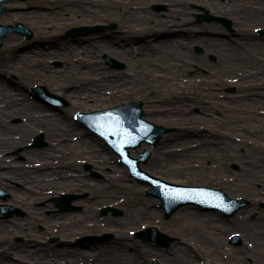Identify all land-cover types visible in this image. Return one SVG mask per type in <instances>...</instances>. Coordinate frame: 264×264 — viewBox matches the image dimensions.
I'll return each instance as SVG.
<instances>
[{"label": "rangeland", "instance_id": "1", "mask_svg": "<svg viewBox=\"0 0 264 264\" xmlns=\"http://www.w3.org/2000/svg\"><path fill=\"white\" fill-rule=\"evenodd\" d=\"M214 1L226 5L225 10L218 11L208 4L191 0H176L174 4L169 0H11L10 4H7L0 24L16 26L22 23L32 31V36L13 32L5 38L6 43L0 48V62H10L13 65L12 73H5L0 78V98L5 99L3 110H10L3 114L5 120L0 123V131L4 132L5 138L14 137L20 141L23 135L21 129L27 122L25 114L20 113L17 107L23 105L32 116L45 118L52 126H58L59 130L69 128L70 132H60L56 139L50 140L43 129H28L24 140L18 145L0 149L3 155L0 171L32 168L34 165L43 164L45 158L58 163L65 155L66 160L75 166L68 169L70 177L76 178L77 182L82 180L81 183L85 182L86 187L66 185L57 188L48 185L43 197L34 192L37 190L35 183L28 182L26 187L22 182L13 181V185L20 189V196L28 199L27 205H21L11 198L12 194L5 187L0 186V205L8 206V211L12 212L9 216H0V253L8 245L12 248L6 249L13 254L44 247L46 250L88 252L92 256L89 260L92 261L101 249L120 241L117 233L119 228L127 234L124 241L128 246L124 249L132 252L137 249L144 253L140 264H153L154 260L165 264L158 255L160 252L166 255L174 254L175 260L172 258V263L181 264L176 261V252L171 249L179 240L181 244H188L196 251L194 264H260V257L264 253V34L261 33L264 29V0ZM157 5L164 8L158 10L155 8ZM15 12H27L31 13V16L17 19L13 16ZM113 12L114 14H110ZM207 12L229 19L231 28L217 21H199L198 14ZM180 17H184L188 22L179 27H192L195 33L203 35L207 40L206 43L185 40L190 50L189 55L193 59H188L180 70L176 68L178 65H174L175 70L173 69L170 64L172 61L160 59L128 66L113 52H101L99 49L94 52V57L90 56L100 64V70L109 74L123 73V80H128L126 88L115 90L114 97L109 100L97 104L92 101L85 105L78 104L64 96L52 81L24 78L26 75H35L39 70L36 62L40 56L34 52L39 50L36 46L42 44L44 49H52L48 45V39L44 38L45 33L42 32L46 26L50 27L48 30L52 29L54 33H58L59 39L67 40L66 43L70 47L79 50L82 48L80 44L87 43L88 38L100 36L106 39L123 34L129 23H158ZM247 17L256 20L260 17V20L244 23L243 19L246 20ZM95 25L107 27L70 32L75 27ZM242 31L249 32V37L243 36ZM207 38L211 40L212 45L208 44ZM75 39L79 40V43L76 44ZM11 41L14 42L15 49L5 47ZM197 48H200V51ZM106 55L111 56L120 66L108 63ZM82 56L80 53L78 57ZM74 60L76 64L80 63L78 59ZM50 64L47 70L49 75L56 78L66 76L67 71L62 68L61 60L52 59ZM218 73L223 77H217ZM217 78H221V81H217ZM135 80L139 82L136 85ZM20 81H23V84H20ZM129 84L135 87L128 88ZM38 85L47 87L59 97V101L49 102L36 95L33 88ZM137 87L148 89V96H151L153 103L158 104L160 108L170 104L161 101L162 99L174 100L175 96L181 95L189 99V92L194 90L210 104V110L203 113L198 106H194L184 114L176 116L175 122L170 123L148 113L144 96L135 91ZM131 101L143 102L145 119L168 129L157 145L143 143L141 147L131 150L135 157H140L146 149L151 152L148 161L141 164L145 171L172 183L221 188L232 198L246 199L247 206L235 216L227 218L216 210H204L199 206L188 205L166 218L160 199L147 193L150 186L135 179L127 165L122 163L120 156L77 117L79 112L113 108ZM184 125L197 126L196 132L189 131V136L182 138H185L182 144H187L198 154L187 157V163H176L172 167L188 168L187 170L192 172L187 176L165 174L154 168V156L162 149L164 142L174 145L177 133H181L179 126ZM40 136L41 145H34L36 138ZM223 140L231 141L234 146L225 147ZM93 152L106 157L110 166H96L87 157V154ZM229 152L240 153L243 159H231ZM54 170L56 171V167ZM255 172L257 177L253 184L252 174ZM41 176L42 181L59 180L57 172ZM251 186L258 187V191L254 194L247 193L245 187ZM93 190L104 196L110 193L117 199L128 198L134 206H147L154 213L150 217H142L136 223L129 222L130 215L125 210L127 207L124 203L92 198ZM67 193L79 197L71 202L73 209L62 210L54 198ZM106 207L110 210L102 213V209ZM184 209H187V212L179 215ZM109 219L118 221L120 227L109 225ZM76 220L85 223L88 221V224L92 225L71 230L72 222ZM203 223L204 226H201ZM149 226H156L169 235L172 238L170 245L160 246L136 235L138 231ZM242 226L249 232L245 237L241 231ZM31 229L39 232V235H28L26 231ZM105 234L111 236L101 242L82 240L86 236ZM234 236H239L241 243H234ZM148 250L154 253L150 254ZM246 250L257 252V255L248 253L250 255L245 256Z\"/></svg>", "mask_w": 264, "mask_h": 264}, {"label": "bare ground", "instance_id": "2", "mask_svg": "<svg viewBox=\"0 0 264 264\" xmlns=\"http://www.w3.org/2000/svg\"><path fill=\"white\" fill-rule=\"evenodd\" d=\"M169 1L172 2V4L176 2V0ZM191 1L204 3L205 5L208 4V6H211L213 9L218 11L223 9L225 10L226 7V5L215 2L214 0ZM10 2L11 1L5 3L6 10L7 4L9 5ZM130 8H132V6ZM110 14H114V12ZM13 16L17 19L29 18L31 13L15 12ZM252 18L253 17H247L246 20L243 19V21L246 23L249 21L254 22L260 20V17L258 20H256V18ZM187 22L188 20H186L184 17H180L179 19L172 21H160L158 23H143L142 21H137L134 24L129 23L130 25L123 34L113 35L106 39L100 38V36L95 38L92 37L91 39L88 38L87 43L84 42L80 44L82 48L79 50H75L73 47H70L69 44L66 43L67 40L59 39V34L54 33L52 29L48 30L50 27L46 26L42 32L45 33L44 38L48 39V45L51 46L52 49H44L42 44L36 46V48H39V50L37 49L34 51L38 57L40 56L37 58L39 61L36 62L39 66V70L35 75H26L24 78L52 81L54 82V85L61 90L64 96L78 104L85 105L90 101H92L93 104H97L102 101L109 100L114 97L116 91L126 88V82H128V80H123V77H121L123 73L109 74L106 71L100 70V64L93 60L94 52L97 49H99L101 52H113L122 58L128 66H132L134 63L136 64L138 62H146L149 60L155 61L157 59L169 62L172 61L170 64L172 67H174L173 69L175 70L174 65H178L176 68L180 70L181 67H184L186 61H189L191 58L193 59V57L189 55L190 50L188 48V43L185 40H189L190 42L194 43L197 41L206 43L205 41H207L203 35L195 33L194 28L189 26L179 27L181 25H185ZM238 24L244 26L240 22H238ZM242 34L243 36H246V38H248L250 35L249 32L245 31H242ZM207 39L208 44L212 45L211 40H209V38ZM139 40H141V42H138ZM75 42L77 44L79 43V40L75 39ZM136 42H138V44H136ZM5 47L10 49L16 48L14 42L12 41L8 42ZM216 49H218V47ZM80 53L83 55L82 58L78 57L80 56ZM91 55H93V57L90 58ZM52 59H59L63 62L62 68L64 67V70L67 71V74L64 78H56L52 75H49L47 70L51 66L50 62ZM74 59H78L80 63L76 64ZM224 63L227 64L228 62L224 61ZM12 66L13 65H11L10 62H0V78H2L3 74L5 73H12ZM217 77L223 76L222 74L218 73ZM220 79L221 78H217L216 80L221 81ZM137 83L139 82L135 80V85ZM20 84H23V81H20ZM130 87L131 86L129 84L128 88ZM134 87L135 86L131 88ZM135 91L136 93L144 96L146 101L145 107H147L148 113L153 115L155 118L166 120L170 123L175 122L176 116L184 114L187 112V110H190L194 106H198L203 113H208L210 110V104L206 103L205 100L200 97V95L194 92V90L193 92H191L192 90L189 92V99H185L184 96L182 97V95L175 96L174 100L166 98L162 99L161 101L170 102V104L167 106H161V108L158 104L153 103L154 100L151 96H148V89L137 87ZM107 94H109V96H107ZM4 102L5 99L0 98V109H2L0 111L2 116L0 118V123H4L5 119L3 118V114H5L7 111H10L3 110L5 109ZM145 107L143 105V109H145ZM17 109L20 113L22 112L25 114L24 117L27 122L21 129L23 135L20 137V141H18L14 137L5 138L4 132L0 131L1 150L4 146L9 147L11 145H18L19 142L24 140V135L28 129H32L33 131H36V128L43 129L50 140L56 139V135L60 132H64L66 134L70 132L69 128L59 130L58 126H52L45 118L32 116L27 112L28 109L26 106L21 105L18 106ZM143 118H145V114ZM179 128L181 133H177L178 136L177 139L174 140V145L171 142H164V146L158 151L160 153L157 152V154L154 156L155 159L153 160V166L165 174L172 173L178 176H187L190 174V172H192L190 170L188 171V168L175 169L172 166L176 163H185L188 160L187 157L198 154L197 151L190 149L187 144H182L183 140L185 139L182 138L186 136L188 137L191 132H196L197 126L191 127L184 125L179 126ZM222 142L226 144L225 147L232 148V146H234L231 141L223 140ZM1 153L2 151H0V165H3V155ZM228 154L231 159H243V155L240 153L234 154L233 152H229ZM74 155L76 156V153H74ZM83 155L86 156V154ZM87 157H89L98 167L106 168L107 166H110V161L100 153L93 152L91 154H87ZM44 160L45 161L43 164L37 166L34 165L32 168H11L8 171H0V186L5 187L10 192V194H12L11 198L16 203L27 205L28 199L20 196V189L13 185V181L22 182L26 184V187L28 182L35 183L37 190H34V192H37L43 197H45V189L48 185H53L57 188L66 185L77 188L81 186L86 187L85 182L81 183L82 180L77 182L76 178L70 177L71 173H69L68 169L75 168V166L66 160L65 155L62 157V159H60V161H58V163L50 161L46 158ZM242 162L244 161L242 160ZM54 167H56V171L54 170ZM42 168H51V170L43 171ZM52 172H57V174H59V180L51 181L45 179L42 181L43 178L41 175L49 176ZM256 177L257 176L255 172L252 174L253 179L251 182L253 184L256 182ZM262 188H264V184ZM258 189L259 188L256 186L245 187V191L249 194H254L258 191ZM91 197H97V200L111 199L118 204L124 203V205L127 207L125 210L128 211L130 215V218L128 217V221L132 223H136L142 217H150L154 213L153 211L149 210L147 206H134L132 200L128 198L117 199L113 195H110V193L107 196H104V194L100 195L98 191L93 190L91 191ZM185 212H187V209H184L178 214L182 216ZM118 224V221L109 219V225L120 227ZM91 225L92 224H88V221L85 223V221L76 220L72 222L70 229L77 230L80 228L89 227ZM202 225L204 226V223L201 224V226ZM177 231H179V229ZM241 231L244 237L249 233L247 228L244 227L241 229ZM67 232L68 234L70 233L69 230ZM26 233L33 236L39 235V232H35L32 229L26 231ZM117 233L120 241H115V245H111V247H104L101 249L99 253L95 254L92 261L89 260L91 255L88 252H71L59 249L46 250L44 247H37L35 251L33 250L26 252L22 250L19 254H13L10 250L6 249L12 248V246L8 245V247H5L3 252L0 253V264H140V258L143 257L144 253L137 249H135L134 252L126 250L128 245L124 240L126 239L127 234L119 228L117 229ZM180 242V240L177 241V243H175V245L171 248L177 254L176 261L181 264H194V253H196V251L194 248H192V246L188 244L184 245ZM148 253L151 254L154 252H152V250H148ZM248 253L254 256L257 255V252L255 253L254 251L251 252L249 250H246L244 255H250ZM158 255L162 260H164L165 264H173L171 259L174 257V254H171L173 255L171 256L170 254L166 255L165 253L160 252ZM260 261V264L264 262V253L261 255Z\"/></svg>", "mask_w": 264, "mask_h": 264}, {"label": "water", "instance_id": "3", "mask_svg": "<svg viewBox=\"0 0 264 264\" xmlns=\"http://www.w3.org/2000/svg\"><path fill=\"white\" fill-rule=\"evenodd\" d=\"M11 0H0V18L6 10L5 3ZM160 10L162 5L155 6ZM199 21H217L231 28V21L225 17L207 14H198ZM107 26H80L70 30L74 32H85L91 30L105 29ZM113 27V25L111 26ZM13 32L23 33L28 37L32 36V31L24 24L18 23L16 26L0 24V48L3 46L4 39ZM264 34V29L261 30ZM200 51V48H197ZM108 63L120 66L111 56L106 55ZM36 95L49 102H58L59 97L51 93L47 87L38 85L33 88ZM143 102L132 101L123 103L113 108L95 110L91 112H79L77 117L93 130L98 136L121 157L122 163L126 164L131 175L142 184H147L150 188L147 190L149 195L161 200V208L164 210L166 218L173 216L180 208L187 205H198L202 209L218 210L225 217H233L242 208L247 206L248 201L244 198H232L221 188L209 186H187L166 181L145 171L141 164L148 161L151 152L145 150L140 157H134L131 149H137L143 143L157 145L163 135L168 131L162 125H157L143 118ZM42 136L36 138L34 145H41ZM90 167V166H88ZM79 196L76 194H62L54 198L62 210L73 209L71 202ZM9 207L0 205V216H9ZM110 208L102 209V213H107ZM116 213H118L116 211ZM145 241L155 242L160 246L170 245L172 238L166 233L160 231L156 226H150L142 229L136 234ZM111 235H90L82 240H91L101 242ZM234 243H240L239 236H234ZM153 264H159L154 260Z\"/></svg>", "mask_w": 264, "mask_h": 264}]
</instances>
